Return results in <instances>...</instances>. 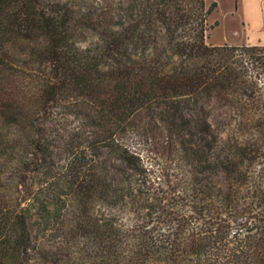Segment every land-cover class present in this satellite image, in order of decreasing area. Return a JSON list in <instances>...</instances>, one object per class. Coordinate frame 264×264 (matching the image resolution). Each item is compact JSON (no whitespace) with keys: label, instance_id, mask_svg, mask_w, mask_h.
Returning <instances> with one entry per match:
<instances>
[{"label":"trees","instance_id":"16d2710c","mask_svg":"<svg viewBox=\"0 0 264 264\" xmlns=\"http://www.w3.org/2000/svg\"><path fill=\"white\" fill-rule=\"evenodd\" d=\"M205 2L0 0V264H264V142L209 112L264 135V45Z\"/></svg>","mask_w":264,"mask_h":264},{"label":"rangeland","instance_id":"374dc122","mask_svg":"<svg viewBox=\"0 0 264 264\" xmlns=\"http://www.w3.org/2000/svg\"><path fill=\"white\" fill-rule=\"evenodd\" d=\"M127 0H111L114 8L115 16L119 19L118 10L119 6H124ZM214 0H206V7ZM217 7L210 13L207 19V31L205 36V42L211 45H241L244 43L250 44H259L264 45V0H216ZM132 2H136V0H132ZM121 19V18H120ZM158 29H160L158 27ZM243 66L247 69L248 73L252 76L255 72V68L251 65H247L243 62ZM257 71V70H256ZM258 76L253 77L255 80ZM218 98H213L211 100L212 108L209 109L213 111L211 116L213 117V121L218 123L223 120V116L227 120H224L223 124H217L216 129L222 132V137L230 140H259L260 142H264V135L258 130H243L240 132V127H238L237 123L232 122L237 113L231 112L228 104H224L223 102L218 103L216 101ZM218 119V120H217ZM216 120V121H215ZM238 123L241 124V121L238 120ZM214 122H212L214 124ZM107 164L108 172L112 173V176L117 179L120 175H123L121 170L114 169L108 166L109 162L116 163V165L123 166V163L120 160L105 158L103 159ZM57 163H61V160L56 158ZM159 163L156 162L155 167H158L156 171V175H161L160 167L156 166ZM161 165V164H160ZM152 168V169H153ZM158 172V173H157ZM161 178H163L161 176ZM20 195L26 200L24 203H28L29 199L27 198V192L22 190ZM53 244V241L49 242ZM49 250H51L49 248ZM58 253V252H57ZM59 255V253H58ZM57 258H53L52 261H56ZM36 264H57L46 262L42 260H38Z\"/></svg>","mask_w":264,"mask_h":264}]
</instances>
